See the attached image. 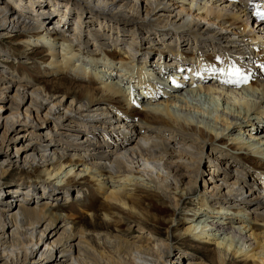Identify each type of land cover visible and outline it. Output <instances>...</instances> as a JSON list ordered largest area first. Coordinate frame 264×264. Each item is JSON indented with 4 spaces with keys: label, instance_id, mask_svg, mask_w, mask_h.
Returning <instances> with one entry per match:
<instances>
[{
    "label": "bare ground",
    "instance_id": "bare-ground-1",
    "mask_svg": "<svg viewBox=\"0 0 264 264\" xmlns=\"http://www.w3.org/2000/svg\"><path fill=\"white\" fill-rule=\"evenodd\" d=\"M77 1L78 22L72 27L60 19L28 16L11 0H0V29L19 30L27 37L20 42L46 46L50 73L82 81L78 87L85 93L66 107V97L58 100L46 87L23 84L8 68L0 72V98L10 99L8 94L15 92L10 100L18 111L0 140V150L7 154L0 156V185L8 166L22 164L30 170L41 167L46 179L36 180L45 192L51 188L50 195L33 204L17 199L15 194L24 191H5L9 196L0 205V264H225L227 257L264 264V0H104L99 7L94 0ZM37 4L30 10L44 13ZM86 12L100 26L110 27L106 20L112 21L115 35L102 33L101 27L93 32L86 28ZM42 22L51 25L45 28ZM123 32L129 44L124 55L116 46ZM91 40L96 49L89 48ZM142 45L146 55L157 53L160 67L136 56ZM142 60L151 66L138 65ZM194 63L197 69H191ZM232 64L249 75L247 83H224ZM101 66L105 68L99 71ZM199 69L203 75L195 78ZM182 74L194 82L181 80ZM148 86L150 92L140 93L139 88ZM99 94L106 106L96 103ZM132 111L142 118L130 115ZM48 118L55 137L37 147L23 142L18 125ZM85 135L95 141L80 142ZM80 164L83 168L76 169ZM205 164L215 179L201 185V214L187 226L177 221V227L182 226V237L213 244V263L196 257L186 263L182 254H177L182 259L172 258L169 238L146 246L121 235L93 234L80 225L75 209H54L49 200L55 194V205L65 206L70 196L54 190L51 178L61 187L74 177L91 218L101 211L109 221L118 209L126 218L135 215L143 232L145 223L158 217L131 205L137 192L150 191L178 209ZM92 188L102 196L95 207H89L92 199L84 201ZM177 227L168 225L167 232H178Z\"/></svg>",
    "mask_w": 264,
    "mask_h": 264
},
{
    "label": "rangeland",
    "instance_id": "rangeland-1",
    "mask_svg": "<svg viewBox=\"0 0 264 264\" xmlns=\"http://www.w3.org/2000/svg\"><path fill=\"white\" fill-rule=\"evenodd\" d=\"M11 2L13 3V6L19 8V10H22L25 14H28V16L33 15L36 18L38 17L42 18L43 21L49 18H52V19L55 18L56 20L60 19L63 21L64 24L68 26H72V27H74L76 23L78 22L77 21L78 12H76V9L79 3L78 1L76 3V0H40L39 2L38 0H11ZM105 2L106 1L104 0H94V6L99 7V6L105 5L104 4ZM37 3H40L42 8L46 10L44 13H41L40 11L34 12L30 10V6L34 4L36 5ZM228 3L227 5H229ZM172 9H176V8L173 7ZM175 11L177 14L179 12V9L177 8ZM90 17L91 15L88 12H86L83 17L84 26L86 28L88 27L90 31L93 32L95 31L93 29L97 30L99 29V27H101L102 33L106 32L107 34L110 33L112 35H115V30H111V26L114 25L112 21L106 20V23L108 25L109 24L111 25L110 27H107V25L105 24H102V26H100V23L98 22V20L92 21ZM42 24L45 26V28H48L51 25L50 22H45V23L42 22ZM3 30L0 29V32L4 34L0 36V72L8 68L10 71L12 70L15 72L14 75L16 76V78L14 79L21 78L20 80L21 83L23 84L31 83V87H33L34 89H37L38 87H46L48 88L49 91H51L50 93L52 95L54 94L57 95L58 100H62L64 99V97H66V99L68 100L67 103L65 102L66 107L69 106L72 103V101L75 100L76 98L83 97L85 93L84 91L80 89V87H78L79 83H83L82 81L71 80L66 73H62V74L59 73L58 75L54 73H50L49 68L45 64L46 63L45 61L49 57L48 49L46 46L36 45L34 43L25 44L24 42H20L22 38H25L26 40L27 37L21 34L19 30L12 31V32H11V28H9L7 31H3ZM7 32H11V33H7ZM120 37L124 39L122 41H119L120 44H116V46H120L123 49L122 55H124V52L129 46L128 43H125L128 41H124V40H128L127 32L120 33ZM141 44L147 45V41H144ZM179 44H181V42H179ZM145 45H142V47L140 48V52L136 56L138 57L141 56L142 58L145 57L150 61V63L158 66L157 62H159L160 59H157L158 57L156 58L157 53L151 52V53H147L146 55L145 50L143 48ZM95 46L96 45H94L93 41L91 40L89 48L96 49L97 47ZM59 49H61V47ZM113 50L114 49H112V51ZM137 64L140 66H145L146 68H149V66H151L149 65V62L145 64L144 60L139 61ZM86 66L89 67L90 64ZM186 66H189V65H186ZM104 68L105 66L103 67L101 66L99 68V71L103 70ZM174 75L176 76L175 73ZM180 76H182L181 80H186V78L184 79L185 76H183V74L179 75V77ZM154 81L152 80V82ZM133 85L135 87H139L137 82H134ZM139 91L140 93L142 91L150 92L151 88L149 86L145 88L142 87V88H139ZM13 95L15 96V92H10L8 94L10 99L14 97ZM10 99L0 98V107L4 109L2 112H0L1 114L0 119L2 120V125L0 126V140L3 137V134L5 133V131L8 130L9 128L8 125L12 123V119H11L12 113L18 112L17 108L12 105V102ZM95 101L96 103H99L100 105H102V107L107 105V103L105 102L101 94H99L95 98ZM28 106L29 104L27 105V107ZM27 107L24 108L23 114L26 112L25 110ZM46 113H47V109L43 110L41 114L43 117H46ZM133 114L135 115L138 114L136 117L142 118V114L139 112L136 114V112L132 111L130 115H133ZM71 117L72 115L69 118ZM24 120H25V116H22V121ZM133 120H134V117L132 116V118H130L129 121L131 122ZM72 124L75 126V123H70V125ZM18 128L21 129L19 136H24L23 142L25 141L26 143L30 142L32 145H35L36 147L38 146V144L44 143L49 138L55 137L53 136L51 132V130H55V126H54V122L52 118H48L46 122H44V120H40L39 123L29 121V123L26 124L25 122H23L22 124H20V126L18 125ZM57 130L58 132L60 131L64 132L68 129L67 128H64V129L57 128ZM83 130H84L83 127H79V131H83ZM79 131L78 133H83ZM261 131L262 130H260V132ZM74 132H77V131H74ZM86 138H88L91 142L95 141L94 138L87 137L86 135L84 137H80L79 141L85 142ZM80 152L84 153L85 151H80ZM6 155L7 154L4 152V150H0V156L2 158L6 157ZM77 166L78 167H76V169L83 168L82 164L77 165ZM8 168H9V174L0 185V205H5V202H7V199H5L6 198L5 196H9V194L6 195L7 193L5 191H7L8 189H11L12 195L15 194V190L16 192L18 191L20 193L24 191L22 196L18 195L17 193L15 194L16 197H19L17 199L19 201H23L24 199L27 198L28 203H32V204L36 203V201L40 199L39 197L41 195H44V197L50 195L51 188L49 189L47 188L45 192L43 189L44 185L41 186V184H39L40 181L36 180V177H44L46 179L43 172L41 173V170H42L41 167H37L35 168V170H30L27 167H23L22 164H18V165L12 164L11 166H8ZM211 169H212L211 166H209L208 164H205L202 173H199V176H198L199 182L197 183V185L192 187V190L190 192L184 195L178 209L170 207L163 198H160V197L154 198L153 193L150 191H145L143 189L138 191L137 192L138 199L137 201H134L133 203H131V205L136 206L137 209H140V210L143 209L144 211H147L150 216L152 215V216L158 217V219L155 220L156 222L147 221L144 225L145 231L143 232H140L137 229L136 221L138 220H136L137 218L135 215L130 216L132 218H129V216L126 218L127 216L126 212L124 211L121 212V210H118V209L114 213H111L110 216L112 217V219L109 221L104 218L101 211H97L96 215H94L96 217L91 218L89 216L90 213L88 214V212L84 211L85 205H84V202H82V195H83L82 192L84 191H80L79 190L80 187L74 186V181H75L74 177H71L69 179L70 183L63 184L61 185V187H58L57 184L54 183V179H53L54 177L51 178V181L53 182L52 185H53L54 190H58L62 196L63 195L70 196L68 197L67 203L64 204L65 206L62 207L61 202H59V205L61 204V206L55 205L54 203L55 202L54 197L56 196L55 194L51 196L52 200L51 199L49 200L52 202V204H54L53 205L54 209L62 210L64 207H71L75 209V211L78 212L77 215L79 218L77 219L80 220L79 221L80 225L85 226L89 228L90 230H92L93 234H94V231H100L102 233L110 234L111 236L121 235L124 238L131 239L134 242L135 241L140 242V244L146 245V246H154V241H157L160 238L161 239L169 238L172 240L171 242L172 244L171 245L172 246L171 247V250H172L171 257L172 258L174 259L176 258V260L182 259L181 258L182 256L179 257V255L182 254L186 256V258L184 259V262L186 261V263L188 259H191L193 257L194 259L196 257L198 258V260L205 259L208 263H213V261L216 258L215 254L213 253V251L215 250V246L213 244L208 245L206 243H202L199 241L189 240L185 237H182L183 235L181 234L179 230V228L182 227L181 225L185 226L186 224L188 225L192 223L191 220H193V216L195 218L196 216H199L201 214L199 212L200 205L198 204V198L202 191L201 190L202 183L207 180L215 179V177L210 178ZM252 172L255 173L254 171ZM214 173H218V172H214ZM30 180H31V183H29ZM142 185L144 187L148 186L146 183H142ZM66 188L70 190L67 192V194L64 191V189ZM83 190H85V187H83ZM86 195L88 196V198L87 200H84V201H90L91 199L94 201L93 204L90 205L89 207H93V206L95 207V205H98L102 202V199H101L102 196L101 195L99 196L98 193H96L94 188H92L91 191H86ZM174 215L176 216V221H173ZM177 221H179L181 224V225H178V227H177V224H178ZM168 225H172L173 228L177 227L178 232H173L174 234L168 233L167 232ZM140 235L143 238H140ZM106 251L110 252L108 248L106 249ZM177 254L179 255L177 256ZM225 264H241V263H239L238 260L232 259V257H227Z\"/></svg>",
    "mask_w": 264,
    "mask_h": 264
},
{
    "label": "snow or ice",
    "instance_id": "snow-or-ice-1",
    "mask_svg": "<svg viewBox=\"0 0 264 264\" xmlns=\"http://www.w3.org/2000/svg\"><path fill=\"white\" fill-rule=\"evenodd\" d=\"M257 15H262L260 12H257ZM216 71L224 72V69H217ZM199 74V73H197ZM226 75L228 79L224 81L227 84H243L247 83L249 79V75H246L244 71L235 64L229 66Z\"/></svg>",
    "mask_w": 264,
    "mask_h": 264
}]
</instances>
